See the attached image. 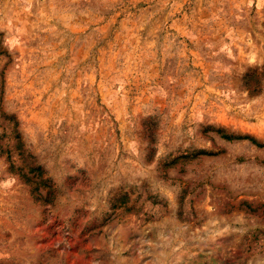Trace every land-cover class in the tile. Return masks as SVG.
<instances>
[{
    "label": "rangeland",
    "instance_id": "obj_1",
    "mask_svg": "<svg viewBox=\"0 0 264 264\" xmlns=\"http://www.w3.org/2000/svg\"><path fill=\"white\" fill-rule=\"evenodd\" d=\"M0 264H264V0H0Z\"/></svg>",
    "mask_w": 264,
    "mask_h": 264
},
{
    "label": "trees",
    "instance_id": "obj_2",
    "mask_svg": "<svg viewBox=\"0 0 264 264\" xmlns=\"http://www.w3.org/2000/svg\"><path fill=\"white\" fill-rule=\"evenodd\" d=\"M242 138H248V137H242ZM30 171H32V172L36 171V172L38 173V175H40V171H39L38 168H31ZM22 175H23V174H22ZM33 177H36V173H35V172L32 174V177H25V178H26L27 181H29V180L32 179ZM37 178H39V179H38V181H37V184H36V182H35V187H36V188H37L39 185H42L43 187H46V186H47V184H46L47 180L42 179V177H37ZM47 190H50V189H47Z\"/></svg>",
    "mask_w": 264,
    "mask_h": 264
}]
</instances>
